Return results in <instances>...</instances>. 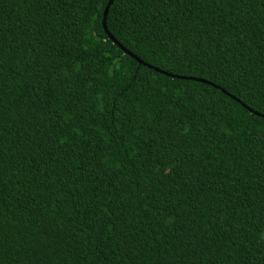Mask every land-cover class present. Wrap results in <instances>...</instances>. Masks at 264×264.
<instances>
[{"label":"trees","instance_id":"1","mask_svg":"<svg viewBox=\"0 0 264 264\" xmlns=\"http://www.w3.org/2000/svg\"><path fill=\"white\" fill-rule=\"evenodd\" d=\"M107 1L0 0V264H264V0Z\"/></svg>","mask_w":264,"mask_h":264},{"label":"water","instance_id":"2","mask_svg":"<svg viewBox=\"0 0 264 264\" xmlns=\"http://www.w3.org/2000/svg\"><path fill=\"white\" fill-rule=\"evenodd\" d=\"M114 0H108L107 1V4L103 10V14H102V21H101V24H102V27H103V30L104 32L106 33V35L108 36V38L117 46L119 47L125 54H127L128 56L132 57L134 60H136L139 64L143 65V66H146L150 69H153L155 70L156 72H159V73H162L164 75H167L169 77H175V78H180V79H189V80H195V81H198V82H201V83H206V84H210L212 85L211 83L205 81V80H202V79H197V78H191V77H179V76H173L171 74H168L166 72H163L157 68H154L146 63H144L143 61H141L138 57H136L135 55H133L131 52H129L128 50H126L121 44H119L115 39L114 37L109 33L108 29H107V25H106V17H107V13L109 11V8L111 6V4L113 3ZM239 102V101H238ZM240 103V102H239ZM242 104V103H241ZM242 106L247 110L249 111L251 114H254L256 116H260L262 118H264L263 115H260L258 114L257 112H254L253 110H251L250 108H248L247 106H245L244 104H242Z\"/></svg>","mask_w":264,"mask_h":264}]
</instances>
